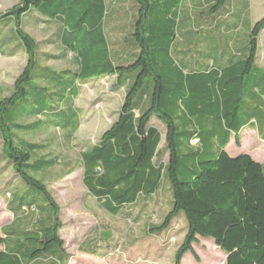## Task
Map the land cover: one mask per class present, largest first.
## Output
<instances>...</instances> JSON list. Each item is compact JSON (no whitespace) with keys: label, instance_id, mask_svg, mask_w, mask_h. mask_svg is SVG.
<instances>
[{"label":"trees","instance_id":"16d2710c","mask_svg":"<svg viewBox=\"0 0 264 264\" xmlns=\"http://www.w3.org/2000/svg\"><path fill=\"white\" fill-rule=\"evenodd\" d=\"M105 1L19 0L0 15V55H26L11 92L0 99V170L11 169L19 179L9 190L13 221L24 210L39 215L30 229H4L0 264L47 259L65 264L59 206L43 179L57 158L40 154L46 146L26 136L56 128L71 138L78 114L65 104L78 95L75 83L105 77L114 78L124 97L116 120L81 152L87 193L103 211L116 215L123 207L157 202L166 179L171 208L159 223L148 222L145 231L160 233L183 213V239L172 264H182L187 254L197 261L193 247L199 238L211 239L225 264H264V162L226 150L231 140L239 144L244 129H254L264 140V62L256 63L258 37L264 45V15L253 23L245 19L241 37L244 18H231L230 0H204L187 21L182 0H130L125 23L107 42ZM109 4L110 23L121 17L123 6L121 0ZM248 12L246 0L243 13ZM25 20L58 23L46 43L63 51L40 52L24 30ZM203 24L228 36L225 48L208 43L215 57H208L205 66L186 57L184 65L176 63L173 56L191 55V48L199 52ZM183 32L191 35L189 47L182 45ZM67 52L74 69L44 65L66 58ZM152 119L165 128L162 148ZM150 213L142 205L137 221Z\"/></svg>","mask_w":264,"mask_h":264},{"label":"rangeland","instance_id":"374dc122","mask_svg":"<svg viewBox=\"0 0 264 264\" xmlns=\"http://www.w3.org/2000/svg\"><path fill=\"white\" fill-rule=\"evenodd\" d=\"M18 1L0 0V15L6 13ZM113 1H105L104 35L107 42H109L108 38L112 39L113 34L119 32L117 26L125 23L124 12L129 13L131 5L130 0H121L123 6L121 9L123 13L119 15L121 17L112 19L109 23L111 18L109 3ZM244 1L246 0H230L229 2L230 10L233 9L231 18H237L239 21H243L244 18L241 37L246 31L245 19L253 23L264 15V0H248L249 12L246 15L243 13ZM190 2L191 0H182V5L186 10L183 12L184 21L194 16L197 4H204V0H192V4ZM192 6L194 7L193 13L190 12ZM203 25L205 26H202L203 28L199 29L198 33L199 43H202L201 48L198 49L199 52L195 53L194 48H191L193 49L191 55L187 53L182 56H173L176 63L184 65L189 59L205 66L210 63L208 57L211 59L215 57L212 56V52L209 53L208 43L209 46L225 48L228 36L217 28ZM23 27L38 43L40 52L57 55L63 51V48L57 44L46 43V40L53 38L59 27L58 23L50 21L35 23L25 20ZM190 37L189 32H183L182 45L189 47L187 43H190ZM229 49L231 50L232 47L230 46ZM71 56L72 53L67 52L66 58L51 60L44 65L55 70L74 69L76 64L72 63ZM263 62L264 45L260 36L258 37L256 63L263 66ZM25 64L26 55L23 52H18L14 56L0 55V99L11 92L13 83L24 69ZM75 85L78 90L77 97L73 102L68 101L65 104L73 106L78 114L79 125L72 137L68 138L65 132L56 128L26 136L46 146L40 154L57 158L56 165L44 175L43 179L59 206V218L62 224L59 233L64 242L65 264H172L174 253L183 239L185 225L183 213L179 212L178 215L181 217L173 218L169 227L160 233L150 234L145 231L148 222L159 223L171 208L167 209L168 196L171 200V192L166 179L162 180L158 190L162 192L158 197L159 200H156L157 202L149 200L142 204L148 211L151 210L150 217L143 216L138 221L136 217L141 215L142 205L131 206L127 210L123 207L119 213L112 215L103 211L95 199L87 193L82 183L81 152L96 144L103 132L116 120L123 101L124 90L115 85L113 77L80 80ZM151 125L161 132L160 148H162L165 128L156 119L151 120ZM228 150L232 153L247 150L254 160L264 162V142L260 140L255 130L244 131L239 144L236 145L232 141ZM161 161L167 162V154H163ZM2 165L0 161V169ZM18 181L19 179L11 169L0 170V238L4 236L5 228L15 226L30 229L39 217L38 214L27 213L24 210L13 221L14 214L10 208L13 204H9L11 200L9 190ZM39 201L43 203L41 198ZM193 249L198 260L195 261L190 254H187L182 264H225L224 253L214 245L211 239L199 238L198 244H195ZM50 263L49 259L43 262V264Z\"/></svg>","mask_w":264,"mask_h":264},{"label":"crops","instance_id":"0c3cea01","mask_svg":"<svg viewBox=\"0 0 264 264\" xmlns=\"http://www.w3.org/2000/svg\"><path fill=\"white\" fill-rule=\"evenodd\" d=\"M246 130H254V129H244L242 132H241V135H240V139H241V137L243 136V133H244V131H246ZM260 138V137H259ZM260 140L261 141H263L264 142V140L262 139V138H260ZM233 140H231L230 141V143L232 142ZM234 142V141H233ZM230 143L227 145V147H226V150H227V152L230 154V155H235L236 153H238V152H241V153H246V154H248V155H250L251 157H252V155L249 153V151H247V150H244V151H238V152H229V150H228V146L230 145ZM253 158V157H252ZM259 162V161H258ZM262 163V162H261Z\"/></svg>","mask_w":264,"mask_h":264}]
</instances>
